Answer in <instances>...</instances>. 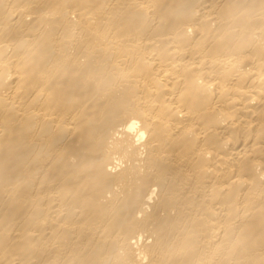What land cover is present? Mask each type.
<instances>
[{"label": "bare ground", "instance_id": "1", "mask_svg": "<svg viewBox=\"0 0 264 264\" xmlns=\"http://www.w3.org/2000/svg\"><path fill=\"white\" fill-rule=\"evenodd\" d=\"M0 264H264V0H0Z\"/></svg>", "mask_w": 264, "mask_h": 264}]
</instances>
